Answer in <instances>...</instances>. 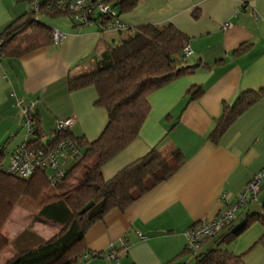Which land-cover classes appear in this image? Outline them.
Returning a JSON list of instances; mask_svg holds the SVG:
<instances>
[{
  "label": "crops",
  "instance_id": "obj_1",
  "mask_svg": "<svg viewBox=\"0 0 264 264\" xmlns=\"http://www.w3.org/2000/svg\"><path fill=\"white\" fill-rule=\"evenodd\" d=\"M29 10L27 0H0V33ZM119 19L127 28L123 32L103 30L98 24H77L68 16L38 17L66 36L57 45L19 58L1 57L0 147L5 145L6 163L29 139L23 135L18 100L32 104V114L45 135L56 130L58 122L72 119L69 131L73 137L88 143L97 139L107 124L106 111L95 106L94 88L71 93L68 79L89 72L106 50L118 46L136 27L171 24L187 38L185 64L197 67L148 96L149 113L137 138L107 162L101 173L104 180H110L152 149L165 155L177 149L181 165L124 212L113 211L91 226L84 245L88 253L101 257L88 256L79 264H194L195 253H186L185 232L221 216L252 177L264 169V95L234 122L218 144L209 139L222 104L231 105L240 93L264 88V0H145ZM225 23H229L226 29ZM191 87L201 89L202 94L189 101L186 92ZM167 159L173 162L171 157ZM73 164L68 158L64 167ZM257 199V204L249 202L236 213L234 224L247 213L261 212L264 185ZM17 208L19 205L4 228L9 240L25 228L10 233ZM262 233L264 229L253 224L221 248L243 255L245 264H264V248L256 245ZM215 241L204 240L196 254L214 248ZM110 253L116 255L113 261L108 259ZM1 255L0 264L11 257L6 251Z\"/></svg>",
  "mask_w": 264,
  "mask_h": 264
},
{
  "label": "trees",
  "instance_id": "obj_2",
  "mask_svg": "<svg viewBox=\"0 0 264 264\" xmlns=\"http://www.w3.org/2000/svg\"><path fill=\"white\" fill-rule=\"evenodd\" d=\"M142 1L145 0H104L101 3L108 5L119 18L130 14ZM75 13L61 8L56 0L40 2L37 11L30 4L27 14L14 20L0 33V57L19 58L52 44V29L41 23L39 16H68L71 19ZM87 19L103 30L113 21L111 16L94 12L88 14ZM187 42V38L171 24L142 25L129 33L118 46L106 50L89 72L68 79L71 93L94 88L97 94L95 106L106 111L107 124L98 138L90 143L73 137L69 130H54L45 135L37 116L32 114L34 123L31 134L27 135L29 139L13 152L23 144L27 149L45 150L65 140L71 141L80 152V157L73 158L71 168L65 169L64 176L56 178L53 184L48 180L50 173L47 170L35 171L27 178L6 174L5 145L0 147V254L8 248L11 251V257L3 264H79L88 256L100 258V254H90L85 248L84 236L88 229L113 211L124 212L137 198L168 180L180 167L181 154L177 149L169 150L173 161L170 163L165 154L152 149L110 180H104L101 173L107 162L137 138L149 113L148 96L193 72L184 62ZM201 94L202 90L196 87L186 92L189 101ZM262 95L264 88L245 91L231 105L222 104L210 141L218 144L234 122ZM48 189L55 192L53 201L40 205L35 212L31 211L32 220L58 226L60 231L45 240L26 228L9 240L4 228L18 202L21 199L36 202ZM89 204L92 207L81 213ZM235 220L236 216L215 236L201 240L202 243L216 238V246L199 255L195 253L194 264H245L243 255H234L221 246L234 242L253 224L264 229V205L261 212L247 213L237 224H234ZM256 245L264 248V233ZM186 253H191L187 247ZM166 264L180 263L170 261Z\"/></svg>",
  "mask_w": 264,
  "mask_h": 264
},
{
  "label": "built area",
  "instance_id": "obj_3",
  "mask_svg": "<svg viewBox=\"0 0 264 264\" xmlns=\"http://www.w3.org/2000/svg\"><path fill=\"white\" fill-rule=\"evenodd\" d=\"M16 2L22 0H14ZM31 7L37 11L38 5L46 0H29ZM56 3L63 9L73 10L76 13L71 17V20L77 24H90L87 17L91 12L97 14H106L113 18V21L108 24L107 29L115 32H123L127 28L125 24L115 16L108 5L102 4L95 0H56ZM229 27V23H225L223 28ZM65 34L53 29L52 30V44L57 45L65 39ZM185 57L189 55V50L185 49ZM1 59V57H0ZM16 105L20 108L23 115V125L27 128V135L32 132L33 118H32V104H25L18 100ZM73 125L72 119H67L57 123V131L70 130ZM80 157L79 150L74 144L69 141H60L54 147L45 150L27 149L25 145H21L15 152L10 155L7 165L4 168L6 174L17 175L21 178H27L35 171H48L50 176L48 180L51 184L56 178L64 176V163L68 158ZM264 185V169L255 174L252 179L244 187V190L239 194L237 201L228 204L226 211L219 217L209 220L206 223L193 226L185 232L186 247L191 253H197L202 239L211 238L215 236L223 226L229 221L233 220L236 213L241 206L248 202L258 203V194L261 187ZM116 258L115 253H110L108 259L113 261Z\"/></svg>",
  "mask_w": 264,
  "mask_h": 264
},
{
  "label": "rangeland",
  "instance_id": "obj_4",
  "mask_svg": "<svg viewBox=\"0 0 264 264\" xmlns=\"http://www.w3.org/2000/svg\"><path fill=\"white\" fill-rule=\"evenodd\" d=\"M26 134H27V128L25 126H23V135H26ZM165 157L170 158L171 156L169 153H166ZM166 160H168V159H166ZM77 177H79V176H77ZM54 194H55L54 190L48 189V190L44 191V193L42 194L40 199L36 202H30V201L21 199L18 202L19 209L18 208L15 209V212L13 213L12 220L14 221V225H12V226L10 225L11 226L10 233H12V231L14 229L24 226L25 227L24 229L29 228V230L32 231V233H35L38 235L41 234L42 236H45V237L47 236V237L51 238L58 231H60V228L58 226L48 225V224L44 225V224L39 223V222L35 223L32 220L33 216H32L31 211L35 212V210H37L40 205L47 203V202H50V201H53L52 197ZM13 226H14V228H13ZM50 233H51V235H50ZM5 251L9 254L11 253L9 248ZM5 254H3V255H5ZM3 255L0 256V259L3 257ZM194 263H195V259H194Z\"/></svg>",
  "mask_w": 264,
  "mask_h": 264
},
{
  "label": "water",
  "instance_id": "obj_5",
  "mask_svg": "<svg viewBox=\"0 0 264 264\" xmlns=\"http://www.w3.org/2000/svg\"><path fill=\"white\" fill-rule=\"evenodd\" d=\"M191 69H195L197 67V65H190L189 66ZM90 207H92V204L87 205L86 207H84V209L81 211V213L86 212Z\"/></svg>",
  "mask_w": 264,
  "mask_h": 264
}]
</instances>
